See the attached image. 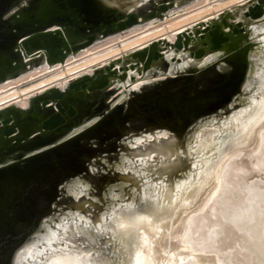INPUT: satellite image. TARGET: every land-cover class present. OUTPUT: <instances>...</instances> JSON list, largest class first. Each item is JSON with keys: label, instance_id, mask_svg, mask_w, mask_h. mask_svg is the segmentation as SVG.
I'll return each mask as SVG.
<instances>
[{"label": "water", "instance_id": "1", "mask_svg": "<svg viewBox=\"0 0 264 264\" xmlns=\"http://www.w3.org/2000/svg\"><path fill=\"white\" fill-rule=\"evenodd\" d=\"M113 1L0 0V86L37 67L65 65L70 56L82 53L96 42L105 43L109 37L129 31L140 23V15L158 23L170 17L169 13L176 11L177 5L185 0L180 3L174 0H119L120 5L116 6ZM134 1L137 3L134 13L125 16V8ZM260 3L264 0H259ZM257 9L256 15L260 16L261 9ZM250 10L247 9L245 14ZM225 14L230 13L226 11ZM224 16L221 23L203 22L205 25H198L195 32L190 30L197 33L201 28L200 36H203V43H198L203 49L191 54L192 58L198 60L197 52L214 49L213 37L210 40L207 37L209 31L215 32L219 41L222 38L231 40V35L223 31L226 24L231 30H239L237 35H247L248 30L243 28L245 31L241 32L243 29L233 28ZM248 17L253 19L251 15ZM180 41V35L174 42L155 41L151 47L109 63L103 68L104 73L96 69L93 75L72 81L64 92L51 89L41 96L33 110L22 116H14L13 112L20 114L15 107L0 111V264L11 263L15 247L37 225L43 213L55 212L63 203L72 207L67 202H57L60 191L67 194L61 183L64 178L78 173L89 179L96 189L107 180L93 176L91 165L99 154L111 153L118 141L129 144L130 137L138 135L133 132L146 129L143 134H149L156 128L172 132L179 138L185 134L194 116L220 107L224 109V106L229 110L228 101L239 89L245 68L240 53L224 56L229 57L225 61L229 64L227 72L213 74L212 70L206 69L189 76L166 78L135 90V93L132 90L121 106L115 104L112 107L109 103L104 108L103 91L117 83L112 80L119 78L127 82L128 71L133 69L138 77L131 75V82L126 84L130 89L141 75L144 76L151 63L158 61L160 64V59H166L163 54L170 51L178 54L191 46V36L184 43ZM132 59L138 63L132 64ZM179 59L174 57L171 61ZM119 89L115 91L116 95ZM91 114H98L96 122L62 142L44 148V143L59 135L70 134L78 123L88 119L84 115ZM38 120L42 121L41 125L36 124ZM127 132H130L129 136L125 135ZM168 144H154L150 150ZM28 151L30 154H26ZM7 157H14V160L4 163ZM104 167L107 170L105 162ZM72 200L76 201L73 197Z\"/></svg>", "mask_w": 264, "mask_h": 264}, {"label": "bare ground", "instance_id": "2", "mask_svg": "<svg viewBox=\"0 0 264 264\" xmlns=\"http://www.w3.org/2000/svg\"><path fill=\"white\" fill-rule=\"evenodd\" d=\"M174 1L180 3L182 0ZM241 1L243 0H230L228 2H225L223 5L215 7L214 9H211L209 11L207 10V6H205L206 8L198 7L204 4L206 0H185L181 3V5H177L176 11H171L169 15L170 17L174 16L175 14L181 15V12L184 11H187V14L174 17L170 20L165 21V23H163L162 25L159 24L157 26V23L155 21H151L147 16L140 15V23L138 25H135L125 33L120 32L119 34L113 35L107 39L108 41L114 37H116L115 39L118 38V44H114L113 46L109 47L110 49L119 47V49L116 50L117 52L112 54L110 52V55L108 54L106 55V57H97V59L86 64L84 63V65L82 66H74L61 74H56L51 76L50 78L44 79L40 84L31 88H26L23 90H13V92L0 98V111L5 110L6 108L15 107L16 109H18L20 114L17 115V113L13 112L14 116H22V113H28V111L33 110L35 108V105H37L39 100H41V96L44 93H48L51 89H59L60 91L64 92L69 87L72 81H75L85 75H93L97 67L104 68L109 64L108 61V63L99 66L98 64L103 63V61L105 62V60H109V58L111 57L115 58L116 55L118 56V54L122 52L125 53L127 51L128 53H125V57H128L129 54L133 51L153 46V43L155 41H158L159 39L163 40L167 37L170 41L174 42L175 40H177L178 35H180V42L184 43L186 40H189L191 36V45L203 43V36H200L201 28L197 31V33H193L197 30L198 25H205V23L203 22L208 21L220 22L221 17L226 15L225 10L230 8L232 5L235 6L239 2L242 3ZM118 2L119 0H114L112 3L113 6L120 5L121 1L119 3ZM258 2L259 0H250V2L248 1L242 6V9H251L248 13L243 14L244 19L248 23V31L246 36L242 34L237 35V33H239V30H231L226 24L223 27V31L225 34L231 35V40L228 38H222L223 40L220 39L219 41L218 36L215 35V32L209 31L207 33V37L208 40L213 37V50H215L216 52H214L213 50H208L205 53L197 52L195 55L196 57H200L197 60V66L200 69H203L209 64L218 61L225 55L227 56L236 53H240L242 55L245 64L244 73L240 81L239 89L232 94L233 97L230 99V101H228L229 109L236 107L240 103H245V90L248 87V84L258 67V64H256L255 55L260 54L259 51L262 47H260L259 43L254 41V30L260 28L264 29V3L258 4ZM136 6L137 3L135 1L133 4H130V6H127L124 10L125 16L134 13ZM257 8L261 9L260 16L256 15L258 13ZM12 10H15V8H13ZM250 15L253 16V19L251 17H248ZM160 29L163 30L161 31ZM190 30L193 31V36ZM240 31L244 32L245 30L243 29ZM123 36H127V38L121 39ZM99 44H101L100 41L96 42L92 47L83 50L82 53L73 55L71 57H82L92 51H95ZM202 47V45H199V51L203 49ZM172 53L173 52L170 51L163 54V57L170 61V64L165 72L159 69L157 70L156 66L159 65V63L158 61H155L150 64V66L144 72V76L142 77L141 75L140 79L136 81L134 85L136 86L140 81L142 84L143 81L149 80L153 77H165L167 75H174L176 72L185 70L190 63L192 56L183 57L177 62H173L171 61ZM93 56V54H90L88 57H85L77 62L75 61V63H73L72 65H76L84 60H89ZM117 60L118 59H115L113 61ZM96 65L98 66L95 67ZM41 68L37 67V69H33V72L39 69L41 72ZM55 72L56 71L48 72L43 77L51 75ZM134 73L136 72H134L133 69L128 71L127 75L129 76L130 80L128 79L127 82H131L130 77ZM119 74L120 76H122V72H119ZM27 75L21 76L20 78H23ZM117 83V86L120 88V90L118 94L110 101L112 107L119 102L127 101L132 90L140 89V87H138V89H134V85V87L132 86L130 89H127L126 83L122 80H118ZM7 92L8 91L2 92L0 95H5ZM56 103L57 102L55 101V103L53 104L54 107L56 106ZM55 111H57V109H55ZM222 111L223 109L220 107L217 108V110L200 113L194 116L190 120L185 134L180 136L179 138H176L177 141L175 140L172 143L169 142V144L166 146L156 147L151 150L147 149L148 151L146 153L128 154L122 150V152L116 158L105 159L104 162L106 164V168L117 171L119 176L117 179H114L112 181L106 180L102 184V191L99 195H96L91 191L93 187L92 182L86 177L80 176L78 173H74L64 178L61 183L64 186L65 193H67V195H71L76 200V204L74 205V207H67L64 209L59 208L55 212L47 211L43 213L40 216L37 225L32 229L30 233L24 236L21 242L15 247L12 253L10 264H125L126 259H124L123 257H129L130 252H134V250H140V248L139 245L134 246L131 244H127L128 251L124 252V249H122L123 247H118L122 250H119L115 247V243H117V240L121 239V237L124 236V233L122 232L127 224V222H125L123 218H121L119 212L122 210H128L129 212L139 211L141 214H148V216L156 219L159 215L169 209L170 206H172V204L178 200L179 191H181L180 189H182L183 183L189 180L191 177V168L197 164V159L200 156V153H202L209 144L208 139L204 137L199 146L198 155L195 148V142L198 139L197 132L207 124L213 122L216 116H218V113ZM48 115L49 114H46L45 116ZM84 117H88V119L85 118L81 122V124L78 123L73 132L66 136L59 135L56 138L51 139L50 141L43 144L44 148L45 146H50L62 142L63 140L82 131L92 123L96 122L99 118L98 114L84 115ZM18 119L20 121V118ZM41 123L42 121L40 120L36 122L37 125H41ZM263 124L264 107L251 119L247 126L242 131H240L241 133L238 135L237 139L231 141L229 139L231 135L233 136V134L231 133H226L221 136V142H223L224 145L215 157L214 163L211 166L210 171L206 175V180L198 183V189H201V195L205 190H208L211 187H215L214 174L217 172L219 166L225 160L228 154L238 147H256L258 144H260L258 152L252 154V160L254 165H256L260 170L264 169V130L260 131V127ZM222 126L223 125H221V127ZM158 129L159 128H156L153 133L149 134H143L144 132H142L138 135H132L130 137V140L128 141L129 145L135 147L143 143L144 141L150 140L154 136L167 135V131L165 129ZM129 134L130 132H127L125 135L129 136ZM212 151L215 150L213 149ZM26 154H30V151H28ZM93 157L94 156H91V158ZM179 157H186L185 159H187V163L180 164ZM13 160L14 157H7L3 162L9 163ZM239 161L240 160L237 158L228 161L226 172L221 181L222 187L220 188V193L214 196V199L212 200L209 208L205 211L204 214L195 217L194 223L192 224V229L189 231L190 234L188 236L191 239L190 241L195 242L198 246H204V249L209 253L214 252L217 255L219 254L218 256L220 258L221 252H227L235 247L236 253L228 260H224L223 262H221L223 264H264V256L262 254H259L258 252V244L264 242V228H261L260 224H256L254 222V224L250 226L248 225L249 227H245L244 230L243 228L241 229L235 223V219H233L234 212L237 210L236 207L242 202V200H244L242 199L244 198V196L241 197L243 190L242 185L244 186V184L240 182L241 175L239 173V170L241 169L240 167H238V163H240L242 160L240 162ZM244 163L246 162H243V164ZM95 169H97L96 165L92 164L91 170L95 171ZM245 171L246 170H244V172ZM249 172L247 173L249 174ZM90 191L93 194H91ZM168 191H170L172 194H170ZM233 192H235L236 196L232 195ZM84 194L88 199L79 200L80 197ZM158 202L159 205L157 206ZM88 203H92L94 205L99 203L102 204L101 209L99 210V213L95 218H92L89 215V211L86 209ZM189 204L187 203L186 206H188ZM175 218H178V216ZM258 222L259 221H257V223ZM248 223L249 222H247V224ZM85 227H88V230H86ZM62 229H67L65 230V234L69 231L68 234L70 240L66 245L69 247L73 246V248H70L71 250L65 252L58 253L53 251L43 254L42 249H40L41 247L46 246L49 251L56 250L61 247V242L56 239V233ZM209 229H213L218 232V235H216L213 240H208L207 238V232ZM23 230L21 231V233L23 232ZM82 232L84 233L80 234ZM78 235H84L86 237V240L90 242V246L88 248L81 249V254L87 256L86 261L81 260L78 255L71 254V251L79 241V239L77 238ZM102 236L108 237V239H106L107 242L105 243V245L109 243L112 244V248L111 251L109 250V254H103V250L99 246V238ZM250 236L253 238V240H255L254 242L250 240ZM190 241L186 240V243H190ZM176 246L179 247L181 252L178 254L176 253V257H180L184 254V251H188L187 248H184L185 245L177 244ZM250 246L252 249L256 250V252L250 250L248 248ZM122 251L124 253H122ZM154 256L155 255H153V257ZM174 258L175 256L173 255L171 259ZM197 258L198 259L196 260L188 257L177 258L175 263L172 264H217L214 257L198 255Z\"/></svg>", "mask_w": 264, "mask_h": 264}, {"label": "rangeland", "instance_id": "3", "mask_svg": "<svg viewBox=\"0 0 264 264\" xmlns=\"http://www.w3.org/2000/svg\"><path fill=\"white\" fill-rule=\"evenodd\" d=\"M228 1H230V0H206V2L204 4H202L198 7L207 6V10L210 11L211 9H214L215 7L223 5L225 2H228ZM248 1H250V0H243V1H241L242 3L239 2L235 6L232 5L230 8L225 10V11H228L230 14L224 16V19H226L228 24L232 25L233 28H239V29L244 28L245 30H247L248 23L246 22V20L243 17V14L247 10L242 9V6L244 4H246ZM147 6L151 7L150 3H148ZM147 11H151V10L148 9ZM185 14H187V11L181 12V15H185ZM216 14H219V13H216ZM181 15L175 14L174 16L166 17L165 19L160 20L156 24V26L159 24L162 25L163 23H165V21L170 20V19L177 17V16H181ZM209 18H211V17H209ZM203 20H205V19H203ZM203 20H201V21H203ZM221 21H220V23H221ZM258 26H260V25H258ZM164 28H166V27H164ZM163 29H160V30L162 31ZM163 34H164V32H163ZM263 34H264L263 28L254 30V36H255L254 41L259 43L260 47H262V48L259 51L260 54L255 55L256 59L254 58L256 60V64H258V67H257L256 72L253 75L252 79L250 80L248 87L245 90V94H244V97L246 99L245 103L244 104L240 103L236 107L230 108L229 110H228L227 106H224L223 111L218 113V116H216V118L214 119L213 122H211L210 124H207L206 126H204L202 129H200L197 132L198 139L195 142L196 143L195 144L196 145L195 146L196 153L199 155V146H200L201 141L204 137H206L208 139L209 144L205 148V150L202 153H200V156L197 159V161H198L197 164L191 168L192 169L191 170V177L189 180H187L186 182L183 183V187H182V189H180L181 191H179L178 200L175 203H173L169 209H167L165 212H163L161 215H159L156 219H153L151 216H148V214H141L139 211L129 212L128 210H122L119 212L121 218H123V220L125 222H127V224L124 227L123 232H122V233H124V236L121 237V239L117 240V243H115L116 244L115 247L116 248H118L119 246L121 248L123 247L122 249H124V252L128 251L127 244H131L134 246L139 245V248H140V250H134V252H130L129 257H126V258H125V256L123 257L124 259H126L125 264H172V263H175L177 258L188 257V258H192V259L196 260V259H198L197 258L198 255L214 257L217 264H220L224 260H228L231 256H233L236 253L235 247H233L232 249H230L227 252H221L220 253L221 258H220L218 256L219 254L217 255L214 252L209 253L204 249V246H198L195 242L190 241L191 239L188 235L190 234L189 231L192 229V224L194 223L195 217H197L201 214H204L205 211L209 208V205L212 202V200L214 199V196L216 194L220 193V188L222 187L221 181H222V178L226 172L228 161L235 159V158L239 159L240 161L242 160L241 161L242 163L239 161L240 163H238L239 164L238 167H240V169H241V170H239V173L241 175L240 182L242 184H244V186L242 185L243 190H242V195H241V197L244 196V198H242L244 200H242V202L236 207V209L238 211L236 210L234 212V218L233 219H235L234 220V221H236L235 223L241 229L242 228L244 229L245 227L246 228L249 227L250 225L254 224V222L256 224H260L261 228H264V205H263V203H264V199H263L264 198V192H263V190H264V178H263L264 177V169L260 170L256 165H254L253 160H252V154H255L256 152H258L260 144H258L256 147H244L243 146V147H238V148L234 149L232 152H230L231 154L229 153L230 155L228 154V156L225 158V160L219 166L217 172L214 174V176H215L214 177L215 178V187L214 188L211 187L210 189L205 190L202 195H201V189H198V183H201L203 180H206V178H207L206 175L210 171L211 166L214 163L215 157L217 156V154L220 152L222 146L224 145V143L221 142V136L226 134V133H231V134H233L234 137L231 135L229 137V139L231 141H234L235 139H237L238 135L241 133L240 131H242L247 126V124L251 121V119L264 107V35ZM115 38L116 37L106 41L107 43L105 42V43L99 44V46L95 49V51H92V52H90V53H88L82 57L73 58L70 56L66 60L65 65H57V66H54L52 68L49 65L48 66L45 65L41 68V70H42L41 72H40V69L36 70L35 72L30 73L23 78H18L14 81H10L11 83L8 82L7 84L0 86V94L2 92L8 91L5 95H0V98L8 95L11 92H13V90H18V89L23 90L26 88H31L33 86H36V85L40 84L44 79L50 78L51 76L56 75V74H61L64 71H67L68 69H70L74 66H82V65H84V63L86 64V63H89V62L97 59V57L102 58V57H106V55H108V54L110 55V52H111V54L117 52L116 50H118L119 47H115L114 49L109 48L110 46H113L114 44L115 45L118 44L117 43L118 38L117 39H115ZM124 38H127V36H123L121 39H124ZM159 40H161V39H159ZM163 40H169V39L166 37ZM162 47H165V46H162ZM199 50H200L199 44H195V45H191V46L189 45L188 49L183 50L182 52H180L178 54L176 52H173L171 59L174 57H177L180 59L183 57H187V56L189 57L191 54H193ZM207 50L208 49H205V51H207ZM163 51H166V50H163ZM123 53L124 52L118 54V56L116 55L117 57L115 56V58L114 57L109 58L110 57L109 56L108 57L109 60H105V62L103 61V63H100L98 65L100 66L102 64L108 63V61H109V63H112L113 60H115V59L123 58L126 56L125 53L127 54L128 51L125 52L124 54ZM90 54L94 55L93 57H91V59L86 60V61L85 60L81 61L80 63H78L76 65H72L73 63H75V61L77 62V61H79L85 57H88ZM119 56H121V57H119ZM228 58L229 57H222L220 60L209 64L208 67L204 68V69H199V67L197 66V59L191 58L190 63L185 70L178 72L175 75H167L165 77H161V78H157V79L152 78L149 80H145L142 82V84L140 81L137 83L136 86L134 85L135 87L134 86L133 87H134V89H138V87L144 88V87H148L150 85H154L156 83H159L160 80L162 81L165 78H172V77H176V76H180V75L189 76V75H193L196 73H200L206 69L212 70L213 74H221L223 72L228 71L229 64L225 62ZM131 63L135 64V63H138V61H135L132 59ZM169 63H170V61L168 59L162 58V59H160V64L157 67L159 70L164 72L167 69ZM98 65H96L95 67H97ZM122 65L123 64L118 65V67H121ZM95 67H93V68H95ZM96 69H100L99 72L104 73L103 68L97 67ZM53 71H56V72L51 74V75H48L46 77H43L48 72H53ZM189 73H191V74H189ZM134 75L138 76L136 73H134ZM118 80H119V78H116L113 81H118ZM125 83L127 84L129 82H125ZM117 88L118 87H117V83H116V84L112 85L111 87L104 89L103 93H104L105 98H106L105 103H104V108H107V106L110 103V99L113 98L114 96H116L115 91L117 90ZM135 92H136L135 90L132 91V93H135ZM123 103L124 102H119L116 104V106H121ZM75 122H76V120L73 121V123H75ZM221 125H223V126L221 127ZM261 130H264V124L260 127V131ZM141 132L142 131L139 130V131L133 132L132 134H139ZM144 132H147V130L144 129ZM181 132H183V131H181ZM175 140H176L175 134H173L172 132H167V135L154 136L150 140L144 141L143 143H141L135 147L130 146L125 141H118L117 146L114 148V150L111 153H103L102 155L104 157L101 154H99L97 156V158L94 159L93 163H94V165H96L97 169H95V171L93 172L92 175L96 176L98 178H106L109 181L117 179L119 175L116 171H113L112 169H107V170L105 169L103 158H106V159L116 158L122 150L128 154L146 153L148 150H150V148H152L154 146V144H159V143H164V142H166V143L167 142H174ZM176 147H178V146H176ZM138 149H140V150H138ZM213 149L215 151H212ZM179 158H180V164H186L187 163V159H185L186 157H179ZM250 160L252 161V163ZM243 162H246L247 165H246V163L243 164ZM248 162H249V164H253V165H249ZM251 166H255V167H251ZM244 170H246V171L244 172ZM87 172L88 171H86V173H84V175H86ZM247 172H249V174ZM242 176H243V178H242ZM245 187H246V189H245ZM247 189H248V191H247ZM253 189L256 191H254ZM258 189H259V192H258ZM91 191L94 194L99 195L102 191V185L99 186L97 189L93 186ZM91 191H90V193H91ZM170 191H168V192L170 194H172ZM60 192H59L60 196H59L58 201H57L58 203L64 201V202H67L68 204H70L72 207L76 204L75 201L72 200V197L70 195L64 194L62 191H60ZM93 193H91V194H93ZM232 195L236 196L235 192H233ZM255 196H257V197H255ZM261 197H262V199H261ZM86 199H88V198L84 194L80 197L79 200H86ZM187 203L188 204L191 203V204L186 206ZM260 203H262V204H260ZM158 205H159V202L157 203V206ZM68 206L69 205H67L66 203H63L61 208H67ZM101 206H102L101 203L95 204V205L92 203H88L86 206V209L89 211V215L92 218H95L97 216V214L99 213ZM239 206H240V208H239ZM54 208L56 209V207H54ZM54 208H53V210H54ZM251 208H253V209H251ZM177 216H178V218H175ZM245 218H247V219H245ZM137 220H140V221H137ZM245 220H246V222H245ZM257 221H259V222L257 223ZM247 222H249L250 224L249 223L247 224ZM135 223H136V225H135ZM85 229L88 230V227H85ZM139 229H141V230H139ZM65 230H67V229H62L56 233V239L59 240V242H61V247L56 249V250H52V251H49L46 248V246L41 247L40 249H42L43 254L48 253V252H53V251L58 252V253L59 252H65V251L71 250L70 248H73V246L69 247L66 245V244H68L67 242L70 240L69 239L70 237L68 234L69 231H68V233L65 234ZM148 231H151V232H148ZM83 233L84 232H82L80 234H83ZM151 234L153 237L151 236ZM216 235H218V232H216V230L209 229L207 232L208 240H213ZM77 238L79 239V241L75 245L74 249L71 251V254L78 255L81 260L86 261L87 256H85L84 254H81V249L88 248L90 246V242L86 240V237L84 235H78ZM106 239H108V237H106V236H102L99 238V246L102 248L103 254H109L111 251V248H112L111 243L105 245V243L107 242ZM186 240H189L190 243H186ZM250 240H252V242L255 241V240H253V238L251 236H250ZM115 242H116V239H115ZM177 244L185 245L184 248L188 249V251H184V254L181 255L180 257H176L178 253H181L179 247L176 246ZM148 246H150V247H148ZM155 246H156V248H155ZM109 247H110V249H109ZM258 247H259L258 248L259 254H262L264 256V242L259 243ZM248 248L250 250H252L253 252H256V250L252 249L251 246ZM122 249H119V250H122ZM124 252L122 251V253H124ZM153 255H155V256L153 257ZM173 255L175 256V258L171 259L173 257ZM150 256H152V257H150ZM221 264H223V263H221Z\"/></svg>", "mask_w": 264, "mask_h": 264}]
</instances>
